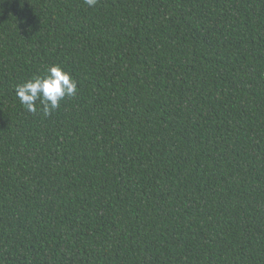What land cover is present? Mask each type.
<instances>
[{
	"label": "trees",
	"instance_id": "1",
	"mask_svg": "<svg viewBox=\"0 0 264 264\" xmlns=\"http://www.w3.org/2000/svg\"><path fill=\"white\" fill-rule=\"evenodd\" d=\"M0 264H264V0H0Z\"/></svg>",
	"mask_w": 264,
	"mask_h": 264
},
{
	"label": "clouds",
	"instance_id": "2",
	"mask_svg": "<svg viewBox=\"0 0 264 264\" xmlns=\"http://www.w3.org/2000/svg\"><path fill=\"white\" fill-rule=\"evenodd\" d=\"M89 7H95L98 0H84ZM77 82L69 72L60 65L50 66L43 76H35L30 80L17 84L15 93L27 111H40L48 116L60 106L65 97L74 96Z\"/></svg>",
	"mask_w": 264,
	"mask_h": 264
}]
</instances>
